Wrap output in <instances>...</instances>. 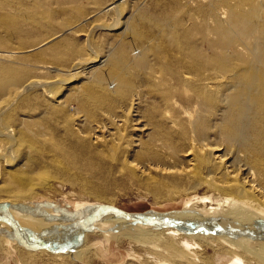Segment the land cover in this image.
Returning a JSON list of instances; mask_svg holds the SVG:
<instances>
[{
	"label": "bare ground",
	"instance_id": "6f19581e",
	"mask_svg": "<svg viewBox=\"0 0 264 264\" xmlns=\"http://www.w3.org/2000/svg\"><path fill=\"white\" fill-rule=\"evenodd\" d=\"M19 1L20 3L0 0V9L13 8L12 14L17 9L25 11L27 14L20 16L27 21L26 26L31 30H49L48 27L52 26L49 21L54 22L57 16L66 13L61 3L67 0H57L60 7L56 8L52 5L53 0ZM124 1L126 0H114L104 9L106 14L115 16L109 30L124 25L122 33H119V46L115 52L98 54L92 47L91 40L89 41L90 35L84 34L87 41L84 46L80 44L81 39L64 37L57 42L48 57L42 53L31 56V59H46L55 66H62V69L57 68L54 71L71 77L70 80H39L28 77L24 69L18 67L20 65L0 64V222L11 227L7 222V217L10 216L19 226L24 227L15 219L12 202L20 200L22 203L24 200L25 203L26 200H31L35 189L42 187V183L35 184L34 179L45 173L47 168L41 162L37 165L25 153L24 141L29 142L31 138L37 137L30 133L33 127H44L49 120L57 118H65L71 123L66 135L58 139V143L52 144H56V148L50 150L67 162L64 166L68 171L76 169L79 174L80 170L87 171L94 180L100 177L103 181L111 179L110 173L115 172L124 176L122 172H125L130 178L136 177V172L143 176L157 174L159 179L155 183L158 186H162V179L167 177L176 180L175 184L183 186L187 194L204 190V193H211L216 200L234 199L246 209L264 213V7L246 9L247 3L244 0H235L234 5L230 4L232 0H190L187 8L189 15L185 12L188 3L185 4L182 0H154V4L148 8H137L136 16H130L129 10L127 13L130 17L122 21L126 18L123 17ZM82 10L76 8L75 15L81 14ZM137 17L144 24L143 29H139ZM89 19L86 18L81 24L89 22ZM2 23L7 30L16 34L24 30L21 23L14 25V28L12 23L4 20ZM72 26L73 23L61 24L60 32L69 28L77 35L76 33L82 31L77 30L79 25L74 28ZM98 28L102 30L104 26ZM60 32L47 31L46 38L35 46V43L21 42V45L27 46L17 48L19 51L14 52L33 53L57 39ZM143 38H147L146 44L136 46V41ZM62 47H68L65 53L58 52ZM85 49L89 51L86 54ZM14 52L12 51V55ZM151 54L155 59L151 58ZM82 74L87 81L85 90L73 87L68 89V94L66 91L61 92L65 85L75 82ZM13 91L16 92L14 102L2 103L4 96L13 94ZM183 92H188L191 96L182 97ZM37 96H40L39 116H34L32 108L20 111L19 105L14 107L21 97L24 98L23 102L28 103ZM113 97L124 100L126 104L129 100L132 101V107L129 105L126 109L130 116L121 118L112 115L109 116V122L115 121L114 127L97 122L91 131H85L83 126L86 118L79 113L90 114L93 118L95 115L89 108L101 104L109 105ZM146 97H151L152 102H147L146 110L142 112L148 118L155 136L148 145L162 135L165 140L182 145L185 152L183 160L180 163H163L162 155L144 145L145 152L138 156L140 160H131L130 157L119 160V166H107L111 172L105 174L103 167L106 162L100 157V150L94 146H110L118 151L115 148L119 144H115L117 131L128 123L132 127L140 126L143 116L138 115V100L142 101ZM174 97L188 108L195 105L196 111L193 114L174 108L173 116L180 117L178 124L176 123L179 128L176 132H166L165 120L171 112L166 110L164 114L161 101L169 102ZM72 104H76L74 113L69 109ZM169 119L170 123L174 121ZM186 139L189 141L187 149L183 144ZM74 178V184H80L85 191L89 189L93 196L103 188L91 184L86 177L84 179L75 175ZM150 183L151 180L145 178L140 185L148 186ZM95 197L100 198L99 194ZM100 206L110 208L106 205ZM175 212L174 216L185 217L182 219L187 218L186 220L207 219L195 211ZM160 214L162 213L154 212L155 216L162 217ZM191 215L196 217H189ZM163 216L172 217V214ZM211 220L209 228L212 231L221 230L222 233H191L201 235L180 237L176 232L178 229H156L150 226L151 230L159 233L149 234L159 237L154 248H160L161 252L167 254L179 257L184 246L193 245L199 248V252L207 248L219 258H224V261L208 262L205 261L206 257H201L198 264H264L262 220L256 222L246 218L225 221L218 217ZM108 221L116 222L111 230L117 232L133 230L135 226H131L129 222L128 226L123 218L104 215L93 223L92 230L83 231L80 245H76L71 252L63 253L78 250L90 236L85 234L98 230L95 224ZM84 223L86 225L87 222ZM45 230L47 229H43ZM70 230L73 232L51 234L49 231L40 241L52 246L60 243L74 244V228ZM14 236L18 243L23 247L25 245V249L34 252H30L33 255L53 253L46 249L31 250L26 246L30 240H24L22 233L14 231ZM70 239L72 241L68 242ZM230 240L232 243H229ZM63 253L50 256L59 258L63 257Z\"/></svg>",
	"mask_w": 264,
	"mask_h": 264
},
{
	"label": "rangeland",
	"instance_id": "374dc122",
	"mask_svg": "<svg viewBox=\"0 0 264 264\" xmlns=\"http://www.w3.org/2000/svg\"><path fill=\"white\" fill-rule=\"evenodd\" d=\"M13 1H18L20 3L19 0ZM72 1L73 0L63 1L61 5L66 9V13L57 16L58 18L54 19V22L49 21L52 24V26L48 27L49 30L41 31L31 30L26 26L27 21L22 20V16H20L27 14L25 11L17 9L12 14L13 8L0 9V64L2 66L14 64L20 65L18 67L23 68L28 77L37 78L39 80L54 81L60 79L68 81L71 77L54 71L57 68L62 69V66H55L46 59L43 61L33 58L31 59V56L37 53H42L45 57H48L53 52V47L55 48L57 42L64 39V37H72L75 40L81 39L80 44L84 46V44H87L85 36L88 34L91 36H89V41L91 40L90 43L98 54L107 55L109 54V51L115 52L119 46L120 39L118 36H120L119 33H122L121 31L122 28H124V25L118 26L115 30H109V26L114 23L115 16L104 12V9L113 3L114 0ZM156 1L158 0H155V2ZM182 1L185 4L188 3L186 9L189 8L190 0ZM244 1L247 3L245 6L246 9L251 7H264V0ZM259 1L262 4H260ZM235 3V0L230 2L231 5H234ZM153 4L154 0L124 1L123 8H125V10L123 17L126 18L122 21L128 19V17L132 14L136 16L137 8H148ZM52 5L54 8L60 7V3H58L57 0H53ZM76 8L81 10L83 9L81 13L82 15H75ZM185 12L190 15L189 9H187V11L185 10ZM17 15H19L20 18L15 17ZM86 18H90L89 22L81 24V22ZM138 18L139 17H137L139 29H143L144 24L142 25L141 19ZM2 20L12 23V28H14V25L21 23L24 30L20 34L9 31L4 27ZM66 22L69 24L73 23L72 28L79 25L77 30L82 31L76 33L77 35L73 33V30H69V28L63 29L60 32L61 24L64 25ZM99 26H104L105 29L103 28L101 30L98 28ZM47 31L51 33L60 32L61 35L57 39L40 47L33 53L14 52L19 51L16 50L17 48L27 46L21 45V42H31V44L35 43L33 46L37 45V42L40 44V42L46 38ZM145 41H147V38L137 40L136 46H143L146 44ZM67 48L68 47L59 48L58 52L65 53ZM12 51L14 52V55H12ZM88 52L89 51L85 49V54ZM151 58H154L152 54ZM86 82V76L82 74L75 82L65 85L61 92L66 91L65 93L68 94V89H73V87H80L82 89L87 88L85 84ZM164 84H166V82H164ZM14 96H16L15 91H13V94L11 95L4 96L2 103L12 104L15 100ZM181 96L189 97L191 95L188 92H183ZM38 97L40 96H37L28 103L23 102L24 98L21 97L16 101L14 107L19 105L20 111H27L29 108H32L34 109V116H39L41 108ZM116 98L113 97V100L110 101L109 105L101 104L96 107L91 106L89 109H92L95 115L93 118L89 116V112V115L80 112L79 114L86 118L83 129L85 131H91L92 127L96 125L97 122L114 127L116 123L115 121L109 122V116H121V118H124L125 115L130 116V114L126 113V109L130 106L132 107V101L129 100L126 104L124 100L119 98L118 100ZM138 102H140L137 107L138 115L140 114L143 116H140V126L132 127L131 124L128 123L126 127H120L115 136V144H119H114L116 146V150L118 151L113 150V147L110 146H94L100 150V157L106 162L103 167L105 174H108L109 171L111 172V169L108 168L109 166L112 165L115 168L119 166V160H126L128 157H130L131 160H140L138 159V156L139 154L145 152L143 148L144 145H147L149 149L157 151L160 155H162L163 163H180L184 158L183 156L185 152H183L182 145L179 146V144L174 143L175 141L165 140L162 135L157 136L156 138L158 139L153 140V144L148 145V143L151 142V139L155 137L153 136L154 130L150 127L148 118L142 111L146 110L145 106L147 102H152V99L151 97H146L145 99H142V101L138 100ZM75 107L76 104H72L71 108H69L71 112L74 113L73 109ZM161 108L162 111H164V114L166 113V110L171 112L166 117L167 121L165 120L167 125H165L166 132H174L179 128L176 123L178 124L180 117L173 116L175 114L174 108L176 110L180 109L181 112H189L193 114L196 111L195 105L188 108L175 97L169 102L161 101ZM23 113L24 112H21V114ZM169 118L174 119V123H170ZM19 120L21 119L19 118ZM30 120L33 121L34 119ZM70 123L65 118L51 119L46 123V125H44V127L32 128V132L30 133L33 136L36 135V138H31L29 142L24 141L25 153L30 155L37 165L41 162V165L44 164L47 166L45 173L35 177L37 180L34 179L35 184L42 183V187L38 186V188L35 189V192L32 194V199L28 200V202L26 200L25 203L23 202L24 200L22 203L20 200L12 202L14 209L12 212L16 216L15 219L25 228L31 229L34 232H40L41 230L47 229L51 226L70 225L72 223L82 221L86 215L97 210L100 205L116 207L127 213H143L147 211L159 213H165L168 211H195L205 218L218 217L225 221H237L247 218L250 221L257 222V220H262L264 222L263 212L246 209L242 203L234 199L231 200L228 198V200H226L219 198L216 200L212 197L211 193H204V190L198 191L197 193L187 194L183 186L175 184L176 180L164 176H162L164 177V179H162L163 181L161 180L162 186H158L155 183V181L159 179V175L157 174L143 176L136 172L137 176L130 178L129 176H126L125 172H122L125 176L119 173L116 174L115 172L110 173L109 178H111L112 181L111 179H109L110 181L108 179L103 181L100 177L99 179L95 178L94 180L92 175L87 171L80 170V174L76 169L68 171V169L64 166L67 162L60 156L55 155V153L50 149L56 148L54 147L56 144L54 146L52 144L58 143L57 140L66 135V131ZM120 144L121 146H119ZM183 144L185 149H187L189 144L188 139H186ZM111 151L113 154H110ZM42 161L44 163H42ZM142 162H144V160ZM75 175L82 176L84 179L87 178L86 180L89 179L91 184L97 187H103L100 191L97 190V194H99L100 198L95 197V195H97L96 193L93 196L89 189L85 191V188H82L80 184H74L72 180L75 179ZM145 178L150 179L151 183L148 186L140 185L141 180H144ZM115 224L116 222L110 221L95 224L98 227V230L85 234V236H93H89L83 246H80V248L75 250L73 253H63V257L56 258L54 256H50L54 253L48 252L40 256L31 254L34 252L28 251L17 242L12 228L4 222H0V264H179V262L181 264H198L201 257H206L207 260L205 261L208 262L216 260L224 261V258H219L214 255L211 249L206 248L205 251L199 252V248L196 246L193 247V245H190V247L184 246L182 248V254L179 257L171 253L167 254L161 252L160 248H154V245H156L155 243L159 242V237L151 235L152 233L159 232L151 230L150 226L135 225L133 230L124 229L117 232L111 230ZM149 232L151 234H149ZM176 232L180 237L190 235L177 230ZM177 234L175 236H177ZM191 235L197 236L201 234ZM220 237L226 238L228 236ZM229 243H232V241L230 240ZM228 245L230 246V244ZM241 250L245 251L243 248ZM197 251L204 255H200ZM69 254L72 255L69 256Z\"/></svg>",
	"mask_w": 264,
	"mask_h": 264
},
{
	"label": "water",
	"instance_id": "95a60500",
	"mask_svg": "<svg viewBox=\"0 0 264 264\" xmlns=\"http://www.w3.org/2000/svg\"><path fill=\"white\" fill-rule=\"evenodd\" d=\"M176 213L175 211H168L165 213L160 214L162 217L155 216L153 211H147V212H143V213H127L124 212L120 209L114 208V207H110L109 209L105 206H100L97 210L89 213L88 215H86L82 221H78L76 223H72V224H68L66 226H51L49 228H47V230L45 231H40V232H33L30 229L21 227L18 225V223L12 218V217H7V222H9L11 224L12 229L15 232H19L22 233L23 235V239L27 241V248L31 249V250H37V249H46L50 252L53 253H63V252H71L74 250V248L76 247V245H80L82 242V237H83V231L85 230H92L94 228L93 223L97 222L101 219V217H103L104 215H111L114 216L116 218H123L126 220L127 225L129 226L128 222L130 223V225H148V226H153L156 229H161V228H175L178 229L180 232L182 233H187V234H191V233H222V231H212L209 226H210V222L212 221L211 218H207L206 220H186V219H182L185 217H179V216H174L173 214ZM185 213V212H183ZM187 213V212H186ZM166 214H172V217H167V216H163ZM182 214V213H181ZM192 214V213H191ZM196 217V215H191L189 217ZM83 222V225L82 223ZM84 222H87L86 225ZM73 224H75V226L73 227ZM71 228H74V244L72 243H60L57 246H52L49 244H44L42 241H40V239L45 236V234H49L48 232L50 231L51 234L53 232L55 233H59V232H67V231H72L70 230ZM73 232V231H72ZM44 234V235H43ZM19 240V239H18ZM34 240V241H33ZM73 240V241H74ZM35 241H37L36 244L34 243ZM68 242H71L72 239L67 240ZM71 244V246L69 245ZM24 245V244H23ZM25 247V245H24Z\"/></svg>",
	"mask_w": 264,
	"mask_h": 264
}]
</instances>
